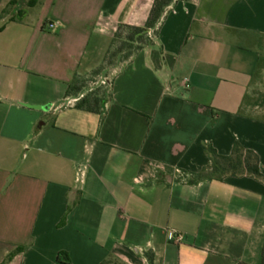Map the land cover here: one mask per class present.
<instances>
[{
    "label": "crops",
    "instance_id": "0c3cea01",
    "mask_svg": "<svg viewBox=\"0 0 264 264\" xmlns=\"http://www.w3.org/2000/svg\"><path fill=\"white\" fill-rule=\"evenodd\" d=\"M29 1L0 0V264L19 247L8 264H261L264 180L198 174L208 146L237 141L264 174V117L247 110L264 0H176L114 70L103 119L69 84L155 0Z\"/></svg>",
    "mask_w": 264,
    "mask_h": 264
},
{
    "label": "trees",
    "instance_id": "16d2710c",
    "mask_svg": "<svg viewBox=\"0 0 264 264\" xmlns=\"http://www.w3.org/2000/svg\"><path fill=\"white\" fill-rule=\"evenodd\" d=\"M176 0H155L150 10L148 20L143 26L120 24L114 34L112 43L106 53L101 65L89 74H76L73 81L69 84L67 95L77 98V107L101 114L102 119L107 113V103L113 99L110 84L105 83V87L97 91H89L84 87L86 77L91 73L97 74L102 71L120 67L131 61L141 50L155 44L159 33V27L169 11V7ZM36 0L28 2L29 6H34ZM15 0H11L9 6L15 5ZM24 15L21 11L19 18ZM117 59V60H116ZM207 152L211 159L209 167L198 174V178H216L223 180L228 176H252L264 180V174L260 168V157L258 153L247 149L240 142L234 144L232 153L229 155L220 154L213 146H208ZM22 250H17L9 254L2 264H8L13 256ZM60 259H64V254H59ZM69 262V258L64 259ZM102 264H112L107 259ZM237 264H250L246 261H239ZM261 264H264V247L261 254Z\"/></svg>",
    "mask_w": 264,
    "mask_h": 264
},
{
    "label": "rangeland",
    "instance_id": "374dc122",
    "mask_svg": "<svg viewBox=\"0 0 264 264\" xmlns=\"http://www.w3.org/2000/svg\"><path fill=\"white\" fill-rule=\"evenodd\" d=\"M121 66L122 65H120V67ZM118 68L119 67H116L114 69L110 68L109 70L102 71L97 74L91 73L86 77V81L84 84L85 89L89 91H97L100 88L107 86L103 84L102 81H105L108 84L109 81L113 79L114 70L116 69L118 70ZM258 75H259L258 77L259 82H255L251 90V99L253 102L257 103V106L252 105L251 107H248L247 110H249L251 113L255 115L264 117V58L263 61L261 62Z\"/></svg>",
    "mask_w": 264,
    "mask_h": 264
},
{
    "label": "built area",
    "instance_id": "2783aa9c",
    "mask_svg": "<svg viewBox=\"0 0 264 264\" xmlns=\"http://www.w3.org/2000/svg\"><path fill=\"white\" fill-rule=\"evenodd\" d=\"M55 25L56 23H52L51 27H54ZM103 83H106V82L103 81ZM78 175H79V180H81L84 175V171L81 168H79ZM169 239L174 240V241H181L183 239V236L181 234H178L176 231H171L169 233Z\"/></svg>",
    "mask_w": 264,
    "mask_h": 264
}]
</instances>
